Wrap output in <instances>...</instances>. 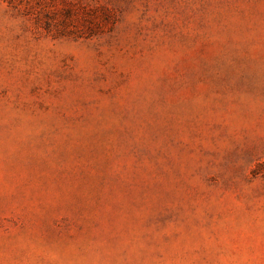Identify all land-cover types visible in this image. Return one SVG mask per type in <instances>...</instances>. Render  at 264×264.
<instances>
[{
	"label": "rangeland",
	"instance_id": "obj_1",
	"mask_svg": "<svg viewBox=\"0 0 264 264\" xmlns=\"http://www.w3.org/2000/svg\"><path fill=\"white\" fill-rule=\"evenodd\" d=\"M0 264H264V0H0Z\"/></svg>",
	"mask_w": 264,
	"mask_h": 264
},
{
	"label": "trees",
	"instance_id": "obj_2",
	"mask_svg": "<svg viewBox=\"0 0 264 264\" xmlns=\"http://www.w3.org/2000/svg\"><path fill=\"white\" fill-rule=\"evenodd\" d=\"M73 7H75L74 5H72V6H67L64 10H65V17H67V18H70L71 17V14H72V12L74 13L75 12V9L73 8ZM104 10V16L105 17H107L108 16V14L106 13L108 10H106V9H103Z\"/></svg>",
	"mask_w": 264,
	"mask_h": 264
}]
</instances>
